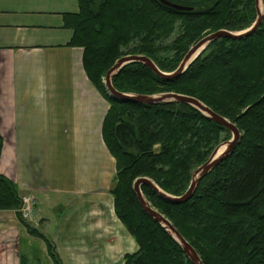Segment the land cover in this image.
<instances>
[{"label":"trees","instance_id":"trees-1","mask_svg":"<svg viewBox=\"0 0 264 264\" xmlns=\"http://www.w3.org/2000/svg\"><path fill=\"white\" fill-rule=\"evenodd\" d=\"M169 1L191 9L178 10L160 0H78V11L64 13V26L72 30L67 44L84 49L85 71L110 104L103 137L117 165L111 193L117 216L138 244L125 254L124 264H193L143 209L134 181L147 176L164 191L182 195L192 172L229 139L230 130L185 103L121 102L108 92L107 72L128 54L146 55L162 71L172 72L206 29L242 31L257 18L255 0ZM113 84L122 92L194 96L238 126L237 147L188 201L170 203L148 185L142 191L204 264H264V19L251 36L212 42L178 77L162 78L133 62L114 76ZM2 145L0 136V156ZM21 207L17 184L0 173V210H16L29 233L45 238L54 264H63ZM22 264L28 257L22 255Z\"/></svg>","mask_w":264,"mask_h":264},{"label":"crops","instance_id":"crops-1","mask_svg":"<svg viewBox=\"0 0 264 264\" xmlns=\"http://www.w3.org/2000/svg\"><path fill=\"white\" fill-rule=\"evenodd\" d=\"M76 11L75 0H0V173L21 196L36 197L28 221L63 264H124L136 240L111 193L117 165L103 137L110 104L85 71L84 49L67 44L64 13ZM53 207L59 223L50 236L40 227L43 208ZM24 228L16 210H0V264H22V255L54 264L45 238Z\"/></svg>","mask_w":264,"mask_h":264},{"label":"water","instance_id":"water-1","mask_svg":"<svg viewBox=\"0 0 264 264\" xmlns=\"http://www.w3.org/2000/svg\"><path fill=\"white\" fill-rule=\"evenodd\" d=\"M162 3L173 7L178 10H187L191 7H185L172 3L169 0H160ZM257 18L255 22L248 28L242 31H231L228 29H220L214 31L202 39L198 40L184 55L180 65L172 72H164L158 68L155 62L146 55L141 54H128L123 55L116 60L114 65L109 69L105 76V83L109 94L121 101L132 103H171L180 102L191 105L199 109L207 117L214 120L216 123L227 127L232 132V138L223 142L221 145L215 148L210 158L199 166L193 173L190 185L188 189L182 195H173L164 191L153 179L147 176L138 177L134 181V190L140 201L143 209L153 217L158 223H160L168 233L181 245L184 252L187 254L193 264H204L197 250L192 244L182 235V233L175 227L172 221L166 217L163 213L158 211L152 204L146 199L145 194L142 191V185H148L152 190L162 199L170 203H182L188 201L195 193L201 180L208 175L219 163L226 159L237 147L238 142L241 139V132L238 126L227 117L217 113L210 106L204 103L202 100L182 93L177 92H163L157 94H139L131 92L119 91L113 84L114 76L126 65L133 62H141L147 67L151 68L159 77L172 79L183 74L192 62L215 40L227 37L231 39H242L251 36L261 26L264 19V5L263 0H255Z\"/></svg>","mask_w":264,"mask_h":264},{"label":"rangeland","instance_id":"rangeland-1","mask_svg":"<svg viewBox=\"0 0 264 264\" xmlns=\"http://www.w3.org/2000/svg\"><path fill=\"white\" fill-rule=\"evenodd\" d=\"M75 7L76 8H78L79 9V3H78V0H75ZM63 24H64V18H63ZM210 33H212V31L211 30H209V29H206L202 34V37L200 38V39H202L203 37H205V36H207L208 34H210ZM199 39V40H200ZM197 42V41H196ZM195 42V43H196ZM195 43H193L191 46H193ZM190 46V47H191ZM189 50V49H188ZM163 92H170V91H162V92H156V93H152V94H157V93H163ZM105 98V97H104ZM106 99V98H105ZM232 138V132L230 131V137H229V139H226V140H224V141H221L216 147H218L219 145H221L223 142H225V141H228V140H230ZM215 147V148H216ZM215 148L213 149V151L215 150ZM212 151V152H213ZM212 152H211V154H212ZM211 154H210V156H211ZM210 156H209V158H210ZM208 158V159H209ZM207 159V160H208ZM207 160H205V162L207 161ZM205 162H203V163H205ZM202 163V164H203ZM201 164V165H202ZM200 165V166H201ZM199 167V166H198ZM197 167V168H198ZM196 168V169H197ZM195 169V170H196ZM194 170V171H195ZM194 171L192 172V176H193V173H194ZM144 193V192H143ZM28 195V194H27ZM34 196V195H33ZM35 197V196H34ZM145 197H146V199L151 203V201L147 198V196L145 195ZM35 200H36V203H35V207H34V213H35V209H36V206H37V199H36V197H35ZM152 204V203H151ZM157 209V208H156ZM58 210H60V207H53V208H43V214H44V216L47 218V221H46V224H44L43 226H41L40 228L47 234V235H50V236H52L53 235V229H55V228H57V224L59 223V217H58V215H56V213L58 212ZM158 210V209H157ZM159 211V210H158ZM58 214V213H57ZM25 218V217H24ZM33 218V217H32ZM32 218H25V219H27V220H29V219H32ZM35 218V217H34ZM24 225V224H23ZM25 227V226H24ZM49 227H50V230H49ZM24 230L25 231H27V228L25 227L24 228ZM28 232V231H27ZM134 242H135V240H134ZM23 243H25V241H23ZM135 245H136V249L135 250H137V248H138V246H137V243L135 242ZM124 262V261H123ZM29 264H31V263H29Z\"/></svg>","mask_w":264,"mask_h":264},{"label":"built area","instance_id":"built-area-1","mask_svg":"<svg viewBox=\"0 0 264 264\" xmlns=\"http://www.w3.org/2000/svg\"><path fill=\"white\" fill-rule=\"evenodd\" d=\"M35 197L31 194L22 196V207L20 211L22 212L23 217L32 218L34 216V207H35Z\"/></svg>","mask_w":264,"mask_h":264}]
</instances>
